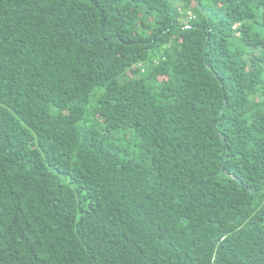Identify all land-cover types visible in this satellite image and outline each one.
I'll list each match as a JSON object with an SVG mask.
<instances>
[{"label": "trees", "instance_id": "16d2710c", "mask_svg": "<svg viewBox=\"0 0 264 264\" xmlns=\"http://www.w3.org/2000/svg\"><path fill=\"white\" fill-rule=\"evenodd\" d=\"M0 264H264V0H0Z\"/></svg>", "mask_w": 264, "mask_h": 264}]
</instances>
